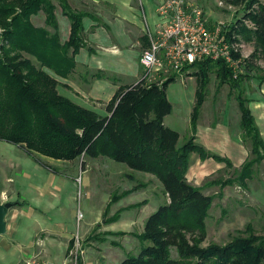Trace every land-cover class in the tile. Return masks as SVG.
I'll return each mask as SVG.
<instances>
[{
  "label": "trees",
  "instance_id": "obj_1",
  "mask_svg": "<svg viewBox=\"0 0 264 264\" xmlns=\"http://www.w3.org/2000/svg\"><path fill=\"white\" fill-rule=\"evenodd\" d=\"M56 1L57 4L52 0H0V141L22 147L52 171L55 169L39 156L57 161L108 157L160 181L168 202L147 219L144 231L138 235L142 243L139 253L119 264H264V235L252 223L238 230L224 245H204L208 238L206 220L215 196L205 194L204 186H196L187 178L191 155L195 153L203 161L214 159L232 167L230 159L211 153L196 142L213 71L220 84L238 91L239 126L243 141L251 146L237 181H212L206 185L219 183L225 188L238 182L247 186L254 168L264 161V139L247 95V83L252 78L248 72L255 68L252 61L264 58V5L259 0H225L228 5L245 9L243 18L225 29L229 40L253 44L254 51L245 60L246 71L234 77L233 69L224 60L212 59L183 68L184 73L195 69L196 93L191 134L179 146V133L164 123L173 109L167 86L179 74L162 83L140 80L120 87L107 104L105 116L59 93L58 80L46 68L64 78L72 73L75 57L84 46V19L92 15L74 9L70 0ZM58 7L71 24L69 39L64 43L59 34ZM40 13L45 15V25L51 26L52 32L34 24L33 17ZM257 77L262 85L264 73ZM74 246L75 239L70 242L69 251ZM77 264H83L79 255Z\"/></svg>",
  "mask_w": 264,
  "mask_h": 264
},
{
  "label": "rangeland",
  "instance_id": "obj_2",
  "mask_svg": "<svg viewBox=\"0 0 264 264\" xmlns=\"http://www.w3.org/2000/svg\"><path fill=\"white\" fill-rule=\"evenodd\" d=\"M52 1L57 4L56 0ZM147 2L148 0H139L135 11L136 19L141 21L143 28V7L149 17ZM259 3L264 5V0H259ZM198 4L213 24L223 23L228 26L242 19L245 13L242 6L228 5L225 0H200ZM57 12L61 16L59 7ZM33 22L36 26L53 31L51 26L45 25L43 13L34 16ZM242 44L245 46V54L250 58L254 51L253 44L245 41ZM30 58L39 66L34 57ZM252 62L255 68L248 72L252 78L247 83V95L257 100L255 97L260 95V89L264 85H261L257 77L264 73V58L253 59ZM243 69L246 71L247 67ZM194 72L195 69H192L189 73L178 75L167 86V97L173 109L165 117L164 123L179 133V146L191 134L190 120L196 93ZM237 95L238 91L228 84H220L216 73L211 72L201 124L207 126L216 122L221 125L224 122V126H227L225 130L238 134L240 111ZM196 155H191V166L197 164ZM39 158L43 163L48 162L47 165L56 168L59 176H53V172L19 147L0 141V167L2 164L11 163L17 166L12 171V187L22 193V200L27 199L36 204V207H32L33 211L30 207L23 209L29 214L19 211L21 213L16 221L18 229L15 233L7 230L0 235V264H25L34 249L35 235L40 232V228L46 226L54 227L62 236L74 237L75 246L66 256L69 264H77V255L82 258L83 264H119L128 256L139 253L142 243L138 235L144 231L147 219L168 202V196L155 176L133 170L108 157H82L66 162L63 167L55 166L56 160L44 156ZM216 163L213 159L191 167L189 181L204 188L212 181H237L241 168L229 167L225 163L217 164V167ZM52 177L58 179V182L62 179L64 184H57V187L53 186L48 190L46 187L51 184ZM212 186L204 191L215 196L206 220L208 238L205 246L210 243L224 245L230 242L237 235V231L244 230L248 223H252L264 235V166L254 168L253 177L247 186H240L235 182L226 186L227 192L224 193L219 183ZM43 188L47 190H42ZM52 197L56 200L51 199ZM13 199H18V194Z\"/></svg>",
  "mask_w": 264,
  "mask_h": 264
},
{
  "label": "crops",
  "instance_id": "obj_3",
  "mask_svg": "<svg viewBox=\"0 0 264 264\" xmlns=\"http://www.w3.org/2000/svg\"><path fill=\"white\" fill-rule=\"evenodd\" d=\"M164 1L166 0H148L149 17L147 18L149 24H153L156 21L157 8ZM190 1L200 3V0ZM70 3L74 9L83 10L92 15L84 19V46L77 53L75 57L76 67L68 77L58 76L51 69L46 68V71L58 80V91L61 95L80 106L105 116L108 114L106 111L107 104L114 97L117 90L122 86L139 82L144 74V68L140 60L142 51L146 47V37L143 25L141 21H137L135 14L139 0H70ZM144 7L143 9L146 13ZM56 14L60 39L64 43L69 39L71 24L63 14L61 16H59L58 12ZM163 78L161 75L160 79ZM260 92V95L255 97L257 100L253 97L249 98L251 99L250 108L264 139V85L261 87ZM239 124L240 118L238 126ZM226 128L227 126H224V122L221 125L213 122L212 125L205 126L201 124L199 119L196 141L207 151L230 159L232 167L241 168L249 157L250 146L243 141L241 129L238 134H234L229 130H225ZM17 147L24 151L22 147ZM196 156L198 157L197 164L190 165V168L213 160L207 159L203 161L198 154ZM66 162L70 161L56 160L55 166L63 167ZM217 164L224 163L217 162ZM263 166L264 161L258 168ZM14 169H17V166H14L13 163L2 164L0 167V203H14L6 217L7 230H11L13 233L18 229L16 221L23 209L30 207V210L33 211L32 207H36V204H33L32 201L22 200V193L17 192L12 187L14 183L12 171ZM48 170L53 172V176H59L56 170L57 173L51 169ZM20 172L23 173L21 170ZM57 180L52 177L51 184L45 187L49 190L53 186L57 187V184L60 186L64 184L62 179L59 182ZM194 185L202 186L198 183H194ZM209 187L210 185L207 188ZM46 188L42 190H47ZM207 188L205 187L204 191ZM226 189L227 187L222 188L223 193L227 192ZM204 193L207 194L208 192ZM15 194H18V199L16 200L13 199ZM51 199L56 200L54 197ZM20 210L21 212L19 213ZM23 213L29 214L28 211H23ZM73 239L74 237L72 236L68 235L65 237L58 234L54 227L46 226L40 228V232L34 237V249H32L30 258L37 256L62 263L68 260L66 256L70 242Z\"/></svg>",
  "mask_w": 264,
  "mask_h": 264
},
{
  "label": "built area",
  "instance_id": "obj_4",
  "mask_svg": "<svg viewBox=\"0 0 264 264\" xmlns=\"http://www.w3.org/2000/svg\"><path fill=\"white\" fill-rule=\"evenodd\" d=\"M143 18L148 39L140 60L144 68L143 81L162 83L172 73L182 74L185 66L206 59L224 60L233 69L234 77L244 72L245 60L249 56L245 54L244 44L229 40L224 24L211 23L198 3L166 0L158 6L153 24H149L144 9ZM161 75L163 79H160ZM69 263V260L58 263L35 256L25 264Z\"/></svg>",
  "mask_w": 264,
  "mask_h": 264
},
{
  "label": "water",
  "instance_id": "obj_5",
  "mask_svg": "<svg viewBox=\"0 0 264 264\" xmlns=\"http://www.w3.org/2000/svg\"><path fill=\"white\" fill-rule=\"evenodd\" d=\"M14 206V203H0V235H3L7 232V221L6 217L9 210Z\"/></svg>",
  "mask_w": 264,
  "mask_h": 264
}]
</instances>
